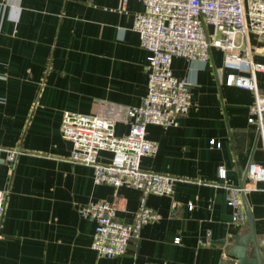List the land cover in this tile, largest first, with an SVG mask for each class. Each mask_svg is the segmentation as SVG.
Here are the masks:
<instances>
[{
    "label": "crops",
    "instance_id": "1",
    "mask_svg": "<svg viewBox=\"0 0 264 264\" xmlns=\"http://www.w3.org/2000/svg\"><path fill=\"white\" fill-rule=\"evenodd\" d=\"M143 9L139 0L123 9L118 0H0V147L20 151L13 165L0 153V264L232 261L227 252L248 227L247 218L234 223L226 187L242 184L263 244L264 183L245 176L249 163L264 165V142L247 123L253 94L225 84L231 69L211 48L206 62L172 58L173 74L190 82L189 111L176 127L146 128L158 149L140 160V168L180 179L170 197L146 196L161 220L142 227L120 257L99 258L91 249L95 223L82 219L78 208L114 203L117 220L130 224L141 193L96 185L90 167L71 163L61 117L67 111L97 115L114 123L116 137L127 135V110L147 92L148 52L132 29L134 14ZM247 41L253 61L264 64V36L250 31ZM257 83L264 92L263 73ZM110 159L109 152L98 155L102 163ZM219 167L225 180L217 178Z\"/></svg>",
    "mask_w": 264,
    "mask_h": 264
},
{
    "label": "built area",
    "instance_id": "2",
    "mask_svg": "<svg viewBox=\"0 0 264 264\" xmlns=\"http://www.w3.org/2000/svg\"><path fill=\"white\" fill-rule=\"evenodd\" d=\"M127 1L118 0L119 8L123 9ZM139 1L144 9L134 14L132 29L148 52L147 92L139 106L127 110V135L116 137L114 123L97 115L67 111L62 114L60 123L61 137L72 144L68 160L90 167L96 185L131 188L141 193L130 224L117 220L114 203L90 202L78 208L82 219L95 223L91 249L104 259L124 255L129 242L138 238L142 227L161 220L160 214L146 205V196L170 197L180 180L140 168V160L153 156L158 149L156 143L146 138L147 126L176 127L191 105L190 82L173 74V57L206 62L211 48L220 50L224 67L231 69L225 76V84L246 88L253 94L247 123L256 128L264 142V92L257 83V74H264V64L253 61V49L247 41L250 31L264 36V0ZM238 36L241 42L236 41ZM210 145L219 147L215 141ZM102 151L111 154L109 162L98 160ZM1 152H5L6 163L13 165L20 151L0 147ZM245 176L251 183H264V165L249 163ZM217 178L225 180L223 167L217 169ZM226 189L234 223H245L241 200L244 187ZM4 202V195L0 193V216ZM188 209H192L191 204ZM179 241V238L174 239L175 244ZM262 245L264 247V242Z\"/></svg>",
    "mask_w": 264,
    "mask_h": 264
},
{
    "label": "water",
    "instance_id": "3",
    "mask_svg": "<svg viewBox=\"0 0 264 264\" xmlns=\"http://www.w3.org/2000/svg\"><path fill=\"white\" fill-rule=\"evenodd\" d=\"M240 187L243 188V184ZM241 200L247 218L248 233L234 238V244L227 252L228 257L233 260L220 264H264V247L256 237L253 216L246 204L244 194Z\"/></svg>",
    "mask_w": 264,
    "mask_h": 264
}]
</instances>
